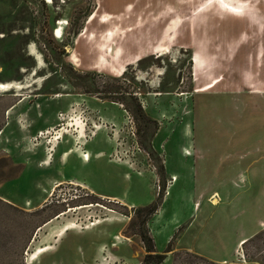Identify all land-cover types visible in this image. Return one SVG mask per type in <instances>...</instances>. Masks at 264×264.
<instances>
[{
  "label": "rangeland",
  "instance_id": "rangeland-1",
  "mask_svg": "<svg viewBox=\"0 0 264 264\" xmlns=\"http://www.w3.org/2000/svg\"><path fill=\"white\" fill-rule=\"evenodd\" d=\"M220 1L53 0L48 4L44 0H0V83L18 86L0 92V264H27V254L43 248L36 246L52 236L50 226L71 222L76 226L71 231L85 236L103 226L89 222L110 216L115 217L118 228L108 232L113 231L120 241L128 239L137 251V264L144 260L145 250L137 248L143 247L137 233L148 228L157 212L139 217L137 208L97 198L70 184L51 185L49 199L37 209L6 201V193L14 192L10 183L28 165V156L35 149L53 145L56 151L63 134L77 138L94 133L97 126L90 122L83 103H73L68 112L59 109L66 95L108 97L122 106L126 114L118 143L132 162L155 171L161 204L170 185L163 170V152L177 139L188 163L195 152L204 158L198 167L204 194L210 193L207 187L214 191L245 180L255 191L261 190L264 0H242L244 12L240 14L228 13L223 9L227 0ZM57 29L59 37L55 36ZM166 47L171 53H163ZM196 62L204 67L196 69ZM214 79L220 80L215 88L199 91ZM138 103L151 122L137 115ZM39 107L54 115V124L40 131L54 128L56 132L64 127L60 139L47 142L49 134L39 137V131L31 130L33 120L39 118L35 114ZM59 114L63 115L60 120ZM79 120L84 121V127ZM196 133H200L203 148L199 151L193 147ZM239 135L244 137L233 144L232 152L221 147V151L211 152L212 147H223L229 138ZM212 159L216 163L232 160L235 165L214 167L215 180L206 182L201 164ZM173 178L175 182L177 177ZM181 184L178 178L175 187ZM210 199L217 205L218 193L214 191ZM259 212L260 220L264 218V200ZM48 221L51 223L43 226ZM62 226L60 232H64ZM32 239L35 243L29 242ZM173 245L171 242L169 248ZM232 246H226V253ZM111 248L115 256L108 253L103 264L123 262L124 254L117 246ZM40 254L33 264L41 263ZM163 261L215 264L184 251ZM228 264H264V229L239 245Z\"/></svg>",
  "mask_w": 264,
  "mask_h": 264
},
{
  "label": "crops",
  "instance_id": "crops-1",
  "mask_svg": "<svg viewBox=\"0 0 264 264\" xmlns=\"http://www.w3.org/2000/svg\"><path fill=\"white\" fill-rule=\"evenodd\" d=\"M113 1L116 3V0ZM73 103H83L87 107L90 122L97 126L94 133L89 137L79 134L77 138L68 133L63 134L56 151L53 145L47 146L45 150L35 149V153L28 156V165H24L16 180L10 183L9 188L14 192L6 193V201L19 206L32 205L37 209L49 199L51 185L71 184L97 198L114 201L127 208L150 205L157 196V174L143 164L132 162L128 151H124L123 145L118 143L123 136L120 129L124 125L126 111L116 102L82 95L64 96L59 109L68 112ZM44 109L39 107L35 112L39 118L33 120L32 131L37 132L54 124V115ZM112 126L115 127L114 134ZM199 134H194L193 147L197 151L203 149ZM243 137L239 135L237 138H229L227 145L212 147L211 152L215 154L216 150L221 149L232 152L236 148L233 144L240 142ZM181 148L177 139L170 150L164 149L163 152V170L169 176L170 185L168 195L164 196L161 207L148 224L155 250L165 255L164 260L169 259L174 252L184 251L215 264L231 263L239 245L242 246L264 229V218L259 220L264 186L255 191L252 183L245 180L238 185L218 187L214 190L219 196V202L215 205L210 199L214 192L210 191L212 187L206 188L210 192L208 195L204 194L206 190L203 191V182L199 177V161L204 158L195 152L188 163L189 158L184 157ZM17 159L24 162L19 156ZM213 159L201 164V171L207 177L206 182L215 180L212 175L214 167L235 165L232 160L216 163ZM260 173L264 177V171ZM173 177H177L175 182ZM178 178L182 179V184L175 187ZM45 193L48 195L45 196ZM114 219L113 216L99 219L100 223L95 225L103 226L91 230L85 236H78L72 229L60 232L58 228L64 223L50 226L54 229L52 236L44 239L43 244H38L36 248L44 246L52 250L47 249L40 254L42 261L39 264H103L106 257H109L108 253L115 256V249L111 247L116 246L124 254V260L119 264H137V251L128 239L120 241L114 238L116 235L113 231L118 228V222ZM50 223L48 221L43 226ZM112 227V233L108 232ZM29 242L35 243V239ZM171 242L174 245L169 248ZM229 243L233 246L226 253ZM137 248L144 250L139 245Z\"/></svg>",
  "mask_w": 264,
  "mask_h": 264
},
{
  "label": "trees",
  "instance_id": "trees-1",
  "mask_svg": "<svg viewBox=\"0 0 264 264\" xmlns=\"http://www.w3.org/2000/svg\"><path fill=\"white\" fill-rule=\"evenodd\" d=\"M100 99L116 102L112 98H108V97L100 98ZM135 112L137 113V115L141 119L145 120L147 123L151 122V120L147 119L144 116V113H143L142 108H141L139 103L136 104V106H135ZM160 195H161V189H160L159 193L157 194L156 199L153 203H151L150 205H148L146 207L137 208L135 210L138 213L139 217L142 214H147L148 217H151L152 215H154L158 211V209L160 208V204H161V196ZM137 234L139 235V238L143 244V248H144L145 253H146L144 260L141 264H149L152 261H157L155 264H161L163 262V260L165 259V255L158 254L156 252L155 245H154L152 237L149 235L148 228L145 227L143 230H141V232H139Z\"/></svg>",
  "mask_w": 264,
  "mask_h": 264
},
{
  "label": "bare ground",
  "instance_id": "bare-ground-1",
  "mask_svg": "<svg viewBox=\"0 0 264 264\" xmlns=\"http://www.w3.org/2000/svg\"><path fill=\"white\" fill-rule=\"evenodd\" d=\"M46 3L51 4L53 0H44ZM217 0H210L211 3H214ZM220 1V0H219ZM232 1V2H231ZM221 2V1H220ZM245 1L242 0H227V2H224L226 5L223 7V9H225L228 13H232V14H240L243 13L241 12L242 10V5L245 4ZM204 9V8H203ZM94 16L90 17V20L93 19ZM60 29H57L55 31V36L59 37L60 35ZM163 53H171V49L169 47L163 48ZM195 58L198 60L197 56H195ZM201 67L204 66H198L197 62H196V69H200ZM124 71V70H123ZM220 82V80L218 79H214L211 83L205 85L203 88H201L199 91L201 92H205L208 91L210 89L215 88V86ZM10 88H15L18 89V86H16L15 84L9 83V84H5V83H0V92H5L7 90H9ZM84 208V207H82ZM100 223L99 220H95L94 222H90L89 225L94 226L95 224ZM75 225L71 222H67L65 223L62 228L61 231H66L69 229H72ZM76 227V226H75ZM50 247H44L38 250H35L34 252L27 254V264H32L33 261L35 260V258L37 257V254L39 255L41 252H43L44 250L49 249Z\"/></svg>",
  "mask_w": 264,
  "mask_h": 264
},
{
  "label": "built area",
  "instance_id": "built-area-1",
  "mask_svg": "<svg viewBox=\"0 0 264 264\" xmlns=\"http://www.w3.org/2000/svg\"><path fill=\"white\" fill-rule=\"evenodd\" d=\"M60 118H63V115L62 114H59L58 115V119L60 120ZM79 123H80V127L82 128V127H84V125H85V123H84V121H82V120H79ZM63 130H65L64 129V127H60V129H58L56 132H55V130H54V128H51V130H45V131H39L38 132V136L39 137H41V136H47V134H49L50 135V137L47 139V142H50V139L51 140H53V141H55V140H58V139H60V133H61V131H63ZM64 132V131H63ZM84 157L85 158H87L86 157V155H84ZM174 178H172V180H173ZM71 185V184H70ZM77 187V186H76ZM80 189H82V188H80Z\"/></svg>",
  "mask_w": 264,
  "mask_h": 264
}]
</instances>
